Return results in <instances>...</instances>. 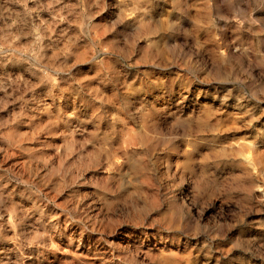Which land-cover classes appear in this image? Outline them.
<instances>
[{
	"label": "rangeland",
	"instance_id": "rangeland-1",
	"mask_svg": "<svg viewBox=\"0 0 264 264\" xmlns=\"http://www.w3.org/2000/svg\"><path fill=\"white\" fill-rule=\"evenodd\" d=\"M0 264H264V0H0Z\"/></svg>",
	"mask_w": 264,
	"mask_h": 264
}]
</instances>
